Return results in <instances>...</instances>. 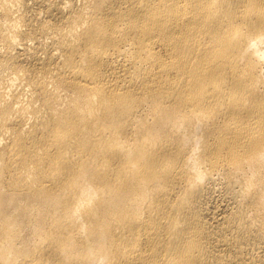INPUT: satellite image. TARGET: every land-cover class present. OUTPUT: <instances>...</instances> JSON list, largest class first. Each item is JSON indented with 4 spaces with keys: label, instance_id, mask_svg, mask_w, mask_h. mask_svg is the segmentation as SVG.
I'll list each match as a JSON object with an SVG mask.
<instances>
[{
    "label": "bare ground",
    "instance_id": "bare-ground-1",
    "mask_svg": "<svg viewBox=\"0 0 264 264\" xmlns=\"http://www.w3.org/2000/svg\"><path fill=\"white\" fill-rule=\"evenodd\" d=\"M0 264H264V0H0Z\"/></svg>",
    "mask_w": 264,
    "mask_h": 264
}]
</instances>
